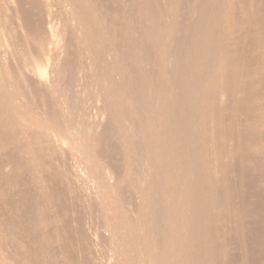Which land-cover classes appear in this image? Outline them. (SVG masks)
I'll return each instance as SVG.
<instances>
[{
	"label": "rangeland",
	"instance_id": "rangeland-1",
	"mask_svg": "<svg viewBox=\"0 0 264 264\" xmlns=\"http://www.w3.org/2000/svg\"><path fill=\"white\" fill-rule=\"evenodd\" d=\"M7 1L0 264H264V0Z\"/></svg>",
	"mask_w": 264,
	"mask_h": 264
},
{
	"label": "bare ground",
	"instance_id": "bare-ground-1",
	"mask_svg": "<svg viewBox=\"0 0 264 264\" xmlns=\"http://www.w3.org/2000/svg\"><path fill=\"white\" fill-rule=\"evenodd\" d=\"M3 1H4V0H3ZM6 1H7V0H6ZM8 1H9V0H8ZM8 1H7V2H8ZM13 1H15V0H13ZM19 1H20V0H19ZM35 1H37V0H35ZM41 1H47V0H41ZM41 1H40V2H41ZM49 1H50V0H49ZM49 1H48V2H49ZM79 1H80V0H79ZM85 1H86V0H85ZM85 1H84V2H85ZM239 1H240V0H239ZM251 1H252V0H251ZM257 1H259V0H257ZM7 2H6V3H7ZM9 2L12 3V1H9ZM16 2H17V0H16ZM38 2H39V0H38ZM40 2H39V3H40ZM82 2H83V1H82ZM241 2H242V1H241ZM248 2H249V1H248ZM254 2H255V1H254ZM254 2H252V3H254ZM261 2H262V1H261ZM44 3H46V4H45L46 6H44V7H47V4H48V3H47V2H44ZM49 3H50V2H49ZM56 3H57V2H56ZM63 3H64V2H63ZM255 3H256V2H255ZM1 4H2V3H1ZM9 4H10V3H9ZM50 4H51V3H50ZM177 4H178V3H177ZM234 4H235V3H234ZM248 4H249V3H248ZM248 4H245V6H246V5L248 6ZM250 4H251V3H250ZM256 4H258V3H256ZM7 5H8V3H7ZM19 5H20V4H19ZM58 5H59V4H58ZM70 5H71V4H70ZM169 5H170V4H169ZM169 5H168V6H169ZM235 5H236V4H235ZM252 5H254V4H252ZM1 6H2V5H1ZM10 6H11V4H10ZM49 6H50V5H49ZM49 6H48V7H49ZM62 6H63V5H62ZM62 6H61V7H62ZM66 6H67V5H66ZM66 6H65V7H66ZM11 7H12V6H11ZM11 7H10V8H11ZM48 7H47V9H48ZM68 7H70V6H68ZM72 7H73V6H72ZM256 7H257V6H256ZM258 7H259V6H258ZM0 8H1V7H0ZM2 8H4V7H2ZM2 8H1V9H2ZM51 8H52V7H51ZM63 8H64V7H63ZM90 8H92V6H91ZM172 8H173V7H172ZM207 8H208V7H207ZM213 8H214V7H213ZM7 9H8V7H7ZM12 9H13V8H12ZM49 9H50V8H49ZM49 9H48V10H49ZM84 9H85V8H84ZM166 9H167V8H166ZM176 9H177V8H176ZM248 9H249V8H248ZM252 9H253V8H252ZM5 10H6V9H5ZM5 10H4V11H5ZM54 10H55V9H54ZM71 10H72V9H70V11H71ZM214 10H215V9H214ZM256 10H257V9H256ZM7 11H8V10H7ZM46 11H47V10H46ZM46 11H45V12H46ZM49 11H51V10H49ZM56 11H57V10H55L54 12H56ZM248 11H249V10H248ZM252 11H253V10H252ZM254 11H255V10H254ZM0 12H1V11H0ZM52 12H53V11H52ZM52 12H50V14H51ZM72 12H73V11H72ZM167 12H169V10H168ZM177 12H178V11H177ZM207 12L209 13V11H207ZM207 12H206V13H207ZM255 12H256V11H255ZM47 13L49 14L48 11H47ZM94 13H95V12H94ZM94 13H93V14H94ZM171 13H172V12H171ZM171 13H169V14H171ZM216 13H217V11H216ZM237 13H238V12H236V14H237ZM253 13H254V12H253ZM260 13H261V12H260ZM5 14H6V13H5ZM8 14H11V13L8 12ZM43 14H44V13H43ZM50 14H49V15H50ZM52 14H53L54 16H56L54 13H52ZM212 14H214V13H212ZM12 15H13V14H12ZM49 15H47L46 19H47L48 17H51V16H52V15H51V16H49ZM1 16H2V15H1ZM9 16H10V15H9ZM71 16H72V15H71ZM170 16H171V15H170ZM235 16H236V15H235ZM253 16H254V15H253ZM261 16H262V15H261ZM2 17H3V16H2ZM2 17H1V18H2ZM52 17H53V16H52ZM171 17H172V16H171ZM255 17H257V16H255ZM263 17H264V15H263ZM3 18H4V17H3ZM6 18H8V17H6ZM6 18H5V19H6ZM43 18H44V17H43ZM169 18H170V17H169ZM252 18H253V17H252ZM260 18H261V17H260ZM9 19H11V18H9ZM12 19H13V18H12ZM44 19H45V18H44ZM239 19H240V16H239ZM254 19H255V18H254ZM51 20H52V19H51ZM51 20L49 19V20H47V21L49 22V21H51ZM54 20H55V19H54ZM98 20H99V19H98ZM98 20H97V21H98ZM208 20H209V19H208ZM235 20H236V18H235ZM256 20H257V19H256ZM263 20H264V19H263ZM40 21H41V20H40ZM47 21H46V23H47ZM100 21H101V20H100ZM179 21H180V20H179ZM214 21H215V19H214ZM261 21H262V20H261ZM0 22H1V21H0ZM211 22H212V19H211ZM241 22H242V21H241ZM2 23H3V22H2ZM39 23H40V22H39ZM49 23H52V21L49 22ZM49 23H47V24H49ZM58 23H59V21H58ZM58 23H57V24H58ZM100 23H101V22H100ZM100 23H99V24H100ZM208 23H209V21H208ZM42 24H43V23H42ZM52 24L54 25V22H53ZM52 24H50V25L53 27ZM101 24H102V23H101ZM260 24H261V23H260ZM262 24H263V22H262ZM176 25H177V24H176ZM178 25H179V24H178ZM178 25H177V26H178ZM202 25H203V24H202ZM204 25H205V24H204ZM238 25H239V24H238ZM258 25H259V24H258ZM6 26H10V25L8 24V25H6ZM39 26H40V25H39ZM45 26H46V24H45ZM45 26H44V27H45ZM55 26H56V28L59 27V26L57 27V25H55ZM55 26H54V27H55ZM208 26H209V25H208ZM260 26L262 27L263 25H260ZM2 27H4V26H2ZM14 27H15V26H14ZM48 27H50V26L48 25V26H46L45 28L47 29ZM179 27H180V26H179ZM210 27H211V26H210ZM236 27H237V26H236ZM45 28H44V29H45ZM203 28H204V27H203ZM205 28H206V27H205ZM216 28H217V27H216ZM0 29H1V28H0ZM7 29H8V28H7ZM39 29H40V28H39ZM39 29L37 30V32H40ZM85 29H86V28H85ZM246 29H248V28H246ZM251 29H252V28H251ZM50 30H54L55 32L57 31V29L55 30V28H54V29H49L48 31H50ZM60 30H61V29H60ZM223 30H224V29H223ZM236 30H237V29H235V30H233V31H236ZM244 30H245V29H244ZM6 31H7V30H5V32H6ZM45 31H46V30H45ZM45 31H43V33L40 32L41 35L44 34ZM54 31H51V32H50V33L53 32V33L51 34L52 37H53ZM58 31H59V30H58ZM203 31H204V30H203ZM240 31H241V30H240ZM245 31H246V30H245ZM2 32H3V31H2ZM8 32H9V31H8ZM63 32H64V31H63ZM94 32H95V31H94ZM215 32H216V30H215ZM250 32H251V30H250ZM250 32H249V35H250ZM3 33H4V32H3ZM3 33H2V34H3ZM11 33H12V32H11ZM40 33H37V36H38V34H40ZM46 33H47V32H46ZM46 33H45V34H46ZM58 33H59V32H58ZM203 33H204V32H203ZM203 33H202V35H203ZM211 33H212V32H211ZM251 33H252V32H251ZM4 34H5V33H4ZM45 34L42 35V36H45ZM55 34H57V33H55ZM62 34H63V33H62ZM213 34H214V33H213ZM243 34H244V33H243ZM246 34H247V33H245V35H246ZM8 35H10V34H8ZM35 35H36V34H35ZM47 35H49V34L47 33ZM51 35H50V37H51ZM58 35H59V34H58ZM215 35H216V33H215ZM241 35H242V33H241ZM249 35H248V36H249ZM251 35H252V34H251ZM254 35H255V34H254ZM6 36H7V34H6ZM42 36H41V38H42ZM89 36H91V35H89ZM94 36H95V35H94ZM209 36H210V35H209ZM213 36H214V35H213ZM35 37H36V36H35ZM50 37H49V38H50ZM52 37H51V39H54V37H53V38H52ZM63 37H64V36H63ZM83 37H84V36H83ZM237 37H238V36H237ZM239 37H240V36H239ZM33 38H34V37H33ZM46 38H47V40H46ZM46 38L44 39L45 41H43V42H45V44L48 45L47 41H48L49 38H48L47 36H46ZM58 38H59V37H58ZM212 38H213V37H212ZM214 38H215V36H214ZM224 38H225V37H224ZM234 38H235V37H234ZM244 38H245V37H244ZM39 39H40V37H39ZM42 39H43V38H42ZM42 39H41V40H42ZM59 39H61V38H59ZM62 39H64V38H62ZM164 39H165V38H164ZM199 39H200V38H199ZM209 39H210V38H209ZM238 39H239V38H238ZM36 40H37V39H35V41H36ZM41 40H38V42H39V43H40V42L42 43ZM95 40H96V39H95ZM95 40H94V41H95ZM222 40H223V39H222ZM231 40H232V38H231ZM250 40H251V39H249V41H250ZM49 41H50V40H49ZM54 41H55V43L57 42L55 39H54ZM54 41H52V42H54ZM63 41L65 42V40H63ZM161 41L163 42V40H161ZM200 41H201V40H200ZM203 41H204V40H203ZM229 41H230V40H229ZM233 41H235V40L233 39ZM238 41H239V40H238ZM38 42H37V43H38ZM52 42H49V47H48L47 45H46V46H47L48 48H50V47H51V46H50V45H51L50 43H52ZM168 42H169V41H168ZM213 42H214V41H213ZM213 42H212V43H213ZM231 42H232V41H231ZM236 42H237V41H236ZM57 43H58V42H57ZM57 43H56V46H57ZM195 43H196V40H195ZM200 43H201V42H200ZM3 44H4V43H3ZM53 44H54V43H53ZM53 44H52V45H53ZM60 44H61V43H59V45H60ZM167 44H168V43H167ZM213 44H214V43H213ZM213 44H211V45H213ZM223 44H224V42H223ZM234 44H235V43H234ZM1 45H2V44H1ZM4 45H6V44H4ZM62 45H63V44H62ZM62 45H61V46H62ZM177 45H179V43H177ZM230 45H231V44H230ZM36 46H38V45H36ZM39 46H40V45H39ZM39 46H38L37 48H39ZM44 46H45V45H44ZM53 46H54V45H53ZM88 46H89V45H88ZM236 46H237V45H236ZM236 46H235L234 48H236ZM40 47H43V45L41 44ZM63 47H64V45H63ZM94 47H95V46H94ZM173 47H174V45H173ZM175 47H176V46H175ZM209 47H210V46H209ZM6 48H7V47H6ZM44 48H45V47H44ZM54 48H55V47H54ZM54 48L52 47L51 49L54 50ZM56 48H57V50L55 49L56 51H55V52L53 51V52L56 53L55 56L58 55V57H59V54H60V56H61V53H62V52L58 54V52H59L58 49H60V48H62V47L59 48V46H58V47H56ZM167 48H168V47H167ZM176 48H179V47H176ZM210 48H211V47H210ZM222 48H223V47H221V49H222ZM8 49H9V48H8ZM14 49H15V48H14ZM45 49H46V48H45ZM62 49H63V48H62ZM89 49H90V48H89ZM193 49H194V48H193ZM193 49H192V50H193ZM211 49H212V48H211ZM15 50H17V49H15ZM19 50H20V49H19ZM35 50H37V49H35ZM214 50H215V49H214ZM231 50H232V49H231ZM8 51H9V50H8ZM38 51H40V49H39ZM44 51L46 52V50H44ZM47 51H48V50H47ZM50 51H51V50L49 49V51L46 52V53H48V54H47L48 56L52 57L51 55H49V54L52 52V51H51V52H50ZM173 51H174V50H173ZM179 51H180V50H179ZM221 51H222V50H221ZM227 51H229V50H227ZM233 51H234V50H233ZM0 52H1V51H0ZM18 52H19V51H18ZM41 52L44 53V55H45V52H43V50H42ZM49 52H50V53H49ZM53 52H52V55H53ZM215 52H217V50H216ZM222 52H223V51H222ZM9 53H11V52H9ZM15 53H16V52H15ZM15 53H14V54H15ZM19 53H20V52H19ZM164 53H165V52H164ZM171 53H172V52H171ZM184 53H185V52H184ZM200 53H201V51H200ZM210 53H211V52H210ZM7 54H8V53H7ZM12 54H13V53H12ZM33 54L36 56V54H35L34 52H33ZM37 54H38V53H37ZM172 54H173V53H172ZM186 54H187V52H186ZM195 54H196V53H195ZM195 54H194V55H195ZM234 54H235V53H234ZM236 54H237V53H236ZM2 55H3V54H2ZM34 55H33V56H34ZM179 55H180V54H179ZM200 55H201V54H200ZM5 56H6V55H5ZM27 56H28V55H27ZM27 56H26V57H27ZM33 56H32V59H30V60H33V59H35V58L37 57V56H36V57L34 56V57H35V58H34ZM181 56L183 57V55H181ZM185 56H186V55H185ZM185 56H184V58H185ZM197 56H198V55H197ZM230 56H232V55H230ZM237 56H238V55H237ZM237 56H235V57H237ZM3 57H4V56H3ZM7 57H8V56H7ZM12 57H13V55H12ZM14 57H15V56H14ZM41 57H42V56H41V54H40V57L38 56L37 58H40V60L43 61L44 59H43V58L41 59ZM45 57H47V56L45 55L44 58H45ZM178 57H179V56H178ZM198 57H199V56H198ZM10 58H11V57H10ZM28 58H29V57H28ZM37 58H36V61H40L39 59L37 60ZM54 58H55V57H53V59H51V60L53 61ZM56 58H57V57H56ZM170 58L172 59L173 57H170ZM190 58H191V57H190ZM190 58H188V60H189ZM227 58H228V57H227ZM229 58H230V57H229ZM5 59H6V57H5ZM45 59H47V58H45ZM49 59H50V58H49ZM49 59H47L48 63L45 62V63H46L45 65H47V66H46V68H44V69H43L42 67H40V65H38V64H37V65H33V64H34L33 62H32L33 64L30 62L32 66H31L30 64H27V65H30L29 68L35 66L34 70L31 69V70H32V73H33V75H34V77H35V78H33V79H36L37 82H38V81H39V82H40V81H41V82L44 81V83H42V84L46 85L45 87H47V85H48L45 81L52 82V81L48 80L49 77H50V76H49V72H50L49 70H50V69H48V67H49V62L51 63V60L49 61ZM177 59H178V58H177ZM181 59H182V58H181ZM181 59H180V60H181ZM191 59H192V58H191ZM30 60H29V61H30ZM208 60H209V59H208ZM210 60H212V59H210ZM226 60H227V59H226ZM238 60H239V59H238ZM5 61H6V60H5ZM20 61H21V59H20ZM26 61H27V60H26ZM29 61H27V62H29ZM33 61L35 62V60H33ZM44 61H45V60H44ZM56 61H57V60H56ZM56 61H55V62H56ZM169 61L171 62V60H169ZM169 61H168V62H169ZM198 61H199V60H198ZM204 61H205V60H204ZM228 61H229V59H228ZM228 61H227V63H228ZM235 61H236V60H235ZM235 61H233V62H235ZM27 62H26V63H27ZM89 62H90V61H89ZM170 62H169V63H170ZM183 62H184V61H183ZM230 62H231V61H230ZM53 63H54V62H53ZM169 63H168V64H169ZM171 63H172V62H171ZM196 63H197V62H196ZM224 63H225V62H224ZM227 63H226V64H227ZM237 63H238V61H237ZM243 63H244V62H243ZM243 63H242V64H243ZM39 64H40V63H39ZM58 64H59V63H58ZM207 64H208V63H207ZM226 64H225V65H226ZM233 64H234V63H233ZM238 64H240V63H238ZM25 65H26V64H25ZM27 65H26V67H27ZM55 65H56V63H55ZM55 65H54V66H55ZM181 65H182V64H181ZM187 65H188V64H187ZM225 65H224V66H225ZM51 66H52V65H51ZM58 66H59V65H58ZM196 66H197V65H196ZM207 66H209V65H207ZM24 67H25V66H24ZM26 67H25V68H26ZM89 67H90V66H89ZM180 67H182V66H180ZM229 67H230V66H229ZM231 67H232V66H231ZM243 67H244V66H243ZM19 68H21V67H19ZM27 68H28V67H27ZM52 68H53V66H52ZM178 68H179V67H178ZM190 68H191V67H190ZM223 68H224V67H223ZM10 69H11V68H10ZM173 69H174V68H173ZM201 69H202V67H201ZM226 69H227V67H226ZM238 69H240V68L238 67ZM11 70H12V69H11ZM15 70H16V69H15ZM15 70H14V71H15ZM25 70H26V69H25ZM25 70H23V71H25ZM54 70H55V69H54ZM57 70H58V69H57ZM203 70H204V69H202V71H203ZM233 70H234V69H233ZM14 71H13V72H14ZM18 71H19V70H18ZM20 71H21V70H20ZM20 71H19V72H20ZM27 71H28V69H27ZM27 71H25V72H27ZM48 71H49V72H48ZM174 71H175V69H174ZM176 71H177V70H176ZM184 71H185V70H184ZM188 71H191V70H188ZM209 71H210V70H209ZM222 71H223V70H222ZM226 71H227V70H226ZM241 71H242V70H241ZM9 72H10V71H9ZM21 72H22V71H21ZM28 72H29V71H28ZM56 72H58V71H56ZM108 72H109V71H108ZM228 72H229V71H228ZM182 73H183V72H182ZM184 73H185V72H184ZM207 73H208V72H207ZM226 73H227V72H226ZM229 73H230V72H229ZM232 73H233V72H232ZM27 74H28V73H27ZM30 74H31V72H30ZM178 74H179V73H178ZM227 74H228V73H227ZM230 74H231V73H230ZM237 74H238V72H237ZM254 74H255V73H254ZM18 75H20V74H18ZM21 75H23V74L21 73ZM33 75H32V76H33ZM54 75H55V74H54ZM54 75H53V76H54ZM198 75H200V73H199ZM224 75H225V74H224ZM0 76H1V74H0ZM23 76H24V75H23ZM23 76H22V77H23ZM172 76H174V75H172ZM186 76H187V74H186ZM206 76H207V75H206ZM227 76H228V75H227ZM231 76H232V75H231ZM231 76H230V77H231ZM236 76H237V75H236ZM240 76H241V75H240ZM13 77H14V76H13ZM24 77H25V76H24ZM24 77H23V78H24ZM51 77H52V74H51ZM54 77H55V76H54ZM54 77H53V78H54ZM220 77H221V76H220ZM225 77H226V76H225ZM230 77H229V78H230ZM254 77H255V76H254ZM15 78H16V77H15ZM31 78H32V77H31ZM31 78H30V79H31ZM53 78H52V79H53ZM99 78H100V77H99ZM198 78H199V77H198ZM201 78H202V77H201ZM236 78H237V77H236ZM26 79H27V78H26ZM33 79H32V80H33ZM50 79H51V78H50ZM187 79H188V78H187ZM227 79H228V78H227ZM237 79H239V78H237ZM237 79H235V80H237ZM28 80H29V79H28ZM111 80H112V79H111ZM216 80H217V78H216ZM254 80H255V78H254ZM175 81H176V80H175ZM198 81H199V80H198ZM201 81H202V80H201ZM217 81H218V80H217ZM233 81H234V80H232V82H233ZM5 82H6V81H5ZM34 82H35V81H34ZM34 82H33V83H34ZM180 82H181V81H180ZM215 82H216V81H215ZM221 82H222V81H221ZM225 82H226V80H225ZM228 82H229V81H228ZM237 82H239V81H237ZM237 82H236V83H237ZM254 82H255V81H254ZM18 83H19V82H18ZM35 83H36V82H35ZM217 83H218V82H217ZM226 83H227V82H226ZM234 83H235V82H234ZM40 84H41V83H40ZM42 84H41V85H42ZM50 84H51V83H50ZM229 84H230V83H229ZM238 84H239V83H238ZM170 85H172V84H170ZM191 85H192V84H191ZM219 85H220V84H219ZM236 85H237V84H236ZM241 85H242V84H241ZM50 86H51V85H50ZM179 86H180V85H179ZM217 86H218V85H217ZM221 86H222V85H221ZM223 86H224V85H223ZM230 86H231V84H230ZM8 87H9V86H8ZM51 87H52V86H51ZM173 87H174V86H173ZM175 87H176V86H175ZM224 87H227V86L225 85ZM234 87L236 88V86H234ZM192 88H194V87H192ZM216 88H219V87H216ZM220 88H221V87H220ZM220 88H219V90H220ZM13 89H14V88H13ZM54 89H55V88H54ZM112 89H113V88H112ZM174 89H175V88H174ZM177 89H179V88H177ZM186 89H188V88H186ZM213 89H214V88H213ZM231 89H232V88H231ZM237 89H239V86H238ZM46 90H47V89H46ZM56 90H57V89H56ZM56 90H55V91H56ZM183 90H184V89H183ZM195 90H196V89H195ZM195 90H194V91H195ZM240 90H241V88H240ZM57 91H59V90H57ZM175 91H176V90H175ZM189 91H190V90H189ZM207 91H208V90H207ZM215 91H217V90H215ZM220 92H221V90H220ZM53 93H54V92H53ZM57 93H58V92H57ZM190 93H191V92H190ZM210 93H211V92H210ZM11 94H12V93H11ZM226 94H227V93H226ZM231 94H232V93H231ZM231 94H230V95H231ZM236 94H237V93H236ZM261 94H262V93H261ZM261 94H260V95H261ZM13 95H14V94H13ZM178 95H180V94H178ZM193 95H194V94H193ZM217 95H218V94H217ZM217 95H215V96H217ZM240 95H241V94H240ZM11 96H12V95H11ZM237 96H239V95H237ZM254 96H255V94H254ZM58 97H60V96H58ZM58 97H57V98H58ZM173 97H174V95H173ZM177 97H178V96H177ZM194 97H195V96H194ZM211 97H212V96H211ZM241 97H242V95H241ZM244 97H245V96H244ZM249 97H250V96H249ZM256 97H257V96H256ZM48 98H49V97H48ZM198 98H199V97H198ZM218 98H219V97H218ZM224 98H226V97H224ZM259 98H261V97L259 96ZM53 99H54V98H53ZM58 99H59V98H58ZM219 99H220V98H219ZM15 100H16V99H15ZM63 100H64V99H62V101H63ZM213 100H214V99H213ZM236 100H238V99H236ZM258 100H259V99H258ZM1 101H2V100H1ZM16 101L18 102V100H16ZM229 101H230V100H229ZM229 101L226 100V102H229ZM13 102H14V101H13ZM26 102H28V101H26ZM26 102H25V103H26ZM49 102H50V101H49ZM175 102H176V101H175ZM236 102H237V101H235V103H236ZM238 102H239V101H238ZM241 102H242V100H241ZM256 102H257V101H256ZM30 103H31V101H30ZM218 103H220V102L218 101ZM233 103H234V102H233ZM253 103H254V102H253ZM257 103H258V102H257ZM260 103H261V102H260ZM11 104H12V103H11ZM17 104H18V103H17ZM17 104H16V105H17ZM28 104H29V103H28ZM53 104H54V102H53ZM56 104H57V103H56ZM208 104H209V103H208ZM220 104H222V102H221ZM225 104H226V103H225ZM227 104H228V103H227ZM231 104H232V103H231ZM231 104H230V105H231ZM241 104H242V103H241ZM246 104H251V103H248V102H247ZM18 105H19V104H18ZM20 105H21V104H20ZM222 105H223V104H222ZM234 105H235V104H234ZM251 105H252V104H251ZM257 105H258V104H257ZM11 106H12V105H11ZM28 106H29V105H28ZM115 106H116V105H115ZM239 106H240V105H239ZM247 106H249V105H247ZM13 107H14V106H13ZM13 107H12V109H13ZM18 107H19V106H18ZM18 107H17V110H18ZM31 107H33V106L31 105ZM211 107H212V106H211ZM237 107H238V105H237ZM245 107H246V106H245ZM249 107H250V106H249ZM258 107H259V106H258ZM14 108H15V107H14ZM19 108H20V107H19ZM116 108H117V107H116ZM182 108H183V106H182ZM227 108H228V107H227ZM262 108H263V107H262ZM64 109H65V108H64ZM176 109H177V108H176ZM228 109H229V108H228ZM233 109H234V108H233ZM242 109H243V108H242ZM247 109H248V108H247ZM249 109H251V107H250ZM249 109H248V110H249ZM13 110H14V109H13ZM22 110H23V109H22ZM32 110H33V108H32ZM65 110H66V109H65ZM65 110H64V111H65ZM197 110H198V109H197ZM211 110H213V109H211ZM214 110H215V109H214ZM216 110H217V109H216ZM219 110L221 111L222 109H219ZM243 110H244V109H243ZM248 110H247V111H248ZM15 111H16V110H15ZM19 111H20V110H19ZM23 111L26 112L25 110H23ZM195 111H196V110H195ZM220 111H218V112H220ZM223 111H224V110H223ZM236 111H237V110H236ZM20 112H21V111H20ZM65 112H66V111H65ZM224 112H225V111H224ZM249 112H250V111H249ZM228 113H229V112H228ZM228 113H227V114H228ZM233 113H236V112H233ZM211 114H212V113H211ZM211 114H210V115H211ZM213 114H216V113H213ZM221 114H222V113H221ZM229 114H230V113H229ZM229 114H228V115H229ZM231 114H232V113H231ZM22 115H23V114H22ZM27 115H28V114H27ZM64 115H65V113H64ZM205 115H206V114H205ZM251 115H252V114H251ZM11 116H12V115H11ZM13 116H14V115H13ZM206 116H207V115H206ZM252 116H253V115H252ZM220 117H221V116H220ZM248 117H250V116H248ZM254 117H255V116H254ZM263 117H264V116H263ZM25 118H27V117H25ZM194 118H195V117H194ZM228 118H229V117H228ZM233 118H234V117H233ZM251 118H252V117H251ZM6 119H7V118H6ZM9 119H11V117H10ZM216 119H217V117H216ZM254 119H255V118H254ZM7 120H8V119H7ZM26 120H28V119H26ZM234 120H235V119H234ZM238 120H239V119H238ZM251 120H252V119H251ZM263 120H264V119H263ZM101 121H102V120H101ZM212 121H213V120H212ZM229 121H230V120H229ZM23 122H25V121H23ZM232 122H233V121H232ZM234 122H235V121H234ZM246 122H247V121H246ZM28 123H29V122H28ZM95 123H96V122H95ZM209 123H210V121H209ZM219 123H220V122H219ZM219 123H218V124H219ZM226 123H227V122H226ZM230 124H231V122H230ZM232 124H233V123H232ZM14 125H15V124H14ZM219 125H220V124H219ZM12 126H13V125H12ZM12 126H11V128H12ZM98 126H99V125H98ZM232 126H233V125H232ZM13 127H14V126H13ZM218 127H219V126H217V128H218ZM226 127H227V126H226ZM228 127H229V126H228ZM246 127H247V126H246ZM16 128H17V127H16ZM208 128H212V127L210 126V127H208ZM213 128H214V127H213ZM219 128H220V127H219ZM232 128H233V127H232ZM250 128H251V127H250ZM194 129H195V128H194ZM225 129H226V128H225ZM225 129H224V132H225ZM9 130H10V129H9ZM17 130H18V129H17ZM207 130H208V129H207ZM209 130H210V129H209ZM226 130H228V129H226ZM230 130H231V129H230ZM247 130H248V129H246V131H247ZM252 130H255V129H252ZM260 130H261V129H260ZM212 131H213V130H212ZM220 131H221V130H220ZM256 131L258 132V130H256ZM95 132H96V131H95ZM210 132H211V130H210ZM222 132H223V131H222ZM224 132H223V133H224ZM227 132H229V131H227ZM17 133H18V132H17ZM190 133H191V132H190ZM206 133H208V132H206ZM212 134H213V133H212ZM227 134H229V133H227ZM227 134H225V135H227ZM262 134H264V133H262ZM262 134H261V136H262ZM206 135H207V134H206ZM208 135H210V134L208 133ZM212 136H214V135H212ZM219 136H220V135H219ZM219 136H218V137H219ZM222 136H223V135H222ZM253 136H254V135H253ZM13 137H14V136H13ZM86 137H87V136H86ZM206 137H208V136H206ZM216 137H217V136H216ZM225 137H226V136H225ZM249 137H251V136H249ZM256 137L258 138V136H256ZM160 138H161V137H160ZM219 138H220V137H219ZM219 138H218V139H219ZM226 138H227V137H226ZM251 138H252V137H251ZM254 138H255V137H254ZM82 139H83V138H82ZM87 139H88V138H87ZM209 139H210V137H209ZM209 139H208V140H209ZM211 139H213V138H211ZM79 140H80V139H79ZM223 140H224V139H223ZM221 141H222V140H220V142H221ZM191 142H192V141H191ZM222 142H223V141H222ZM251 142H252V141H251ZM205 143H206V141H205ZM207 143H208V142H207ZM212 143H213V141H212ZM217 143H219V142H217ZM78 144H79V142H78ZM86 144H87V143H86ZM209 144H210V143H209ZM250 144H251V143H250ZM189 145H190V144H189ZM212 145H213V144H212ZM220 145H221V144H220ZM223 145H224V143H223ZM208 146L210 147V145H208ZM215 146H216V145H215ZM217 146H218V145H217ZM79 147H80V146H79ZM93 147H94V145H93ZM189 147H190V146H189ZM189 147H188V148H189ZM213 148H214V147H213ZM224 148H225V145H224L223 149H224ZM263 148H264V147H263ZM205 149H206V148H205ZM221 149H222V148H221ZM221 149H220V150H221ZM223 149H222V152H223ZM94 150H95V149H94ZM214 150H216V149L214 148ZM218 150H219V149H218ZM188 151H189V150H187V153H188ZM210 151H211V150H210ZM258 151H259V150H258ZM212 152H213V150H212ZM219 152H221V151H219ZM256 152H257V151H256ZM261 152H262V151H261ZM210 153H211V152H210ZM213 153H214V152H213ZM195 155H196V154H195ZM217 155H218V154H217ZM212 156H213V154H212ZM214 156H215V155H214ZM221 156H222V155H221ZM225 156H226V155H225ZM190 157H191V156H190ZM218 157H220V156H218ZM186 158H187V157H186ZM212 158H213V157H212ZM220 158H222V157H220ZM225 158H226V157H225ZM191 159H192V158H191ZM195 159H196V158H195ZM210 159H211V158H210ZM213 159L215 160V158H213ZM226 159H228V158H226ZM226 159H225V160H226ZM192 160H193V159H192ZM220 160H221V159H220ZM222 160H223V159H222ZM225 160H224V161H225ZM196 161H197V160H196ZM211 161H212V160H211ZM194 162H195V161H194ZM219 162H220V161H219ZM225 162L228 163V161H225ZM229 162L231 163V161H229ZM188 164H189V163H188ZM224 164H225V163H224ZM74 165H75V164H74ZM77 165H78V164H77ZM210 165H211L212 168H213V164H210ZM229 165H230V164H229ZM194 166H195V165H194ZM214 166H216V165H214ZM217 166L219 167V165H217ZM222 166H223V165H222ZM222 166L220 165L221 168H222ZM224 166H225V165H224ZM218 167H217V168H218ZM206 168H207V165H206ZM223 168H224V167H223ZM223 168H222V170H223ZM167 169H169V168H167ZM218 169H220V168H218ZM226 169H227V167H226ZM196 170H197V169H196ZM212 170H213V169H212ZM227 170H228V169H227ZM75 171H76V170H75ZM230 171H231V170H230ZM230 171H229V172H230ZM72 172H73V171H72ZM188 173H189V172H188ZM219 173H220V171H219ZM221 173H222V172H221ZM0 174H1V173H0ZM193 174H194V173H193ZM224 174H225V173H224ZM79 175H80V174H79ZM109 175H110V177H111V172L109 173ZM113 175H114V173H113ZM217 175H218V173H217ZM217 175H216V176H217ZM115 176H116V174H115ZM186 176H187V175H186ZM221 176H222V175H220V177H221ZM224 176H225V175H224ZM74 177H75V176H74ZM108 177H109V176H108ZM112 177H114V176H112ZM189 177H190V175H189ZM226 177L229 179L228 176H226ZM200 178H201V177H200ZM214 178H215V177H214ZM214 178H213V180H216V179H214ZM217 178H218V177H217ZM4 179H5V178H4ZM184 179H185V178H184ZM191 179H192V178H191ZM223 179H224V178H223ZM225 179H226V178H225ZM8 180H9V179H8ZM78 180H79V179H78ZM78 180H77V181H78ZM109 180H110V179H109ZM114 180H115V179H114ZM187 180H188V179H187ZM193 180H194V178H193ZM229 180H231V179H229ZM5 181H6V179H5ZM11 181H13V180H11ZM113 182H114V181H113ZM216 182H217V181H216ZM7 183H8V182H7ZM10 183H11V182H10ZM176 183H177V182H176ZM190 183H191V182H190ZM195 183H196V182H195ZM218 183H219V182H218ZM4 184H5V183H4ZM12 184H13V183H12ZM219 184H221V183H219ZM0 185H2V183H1ZM112 185H113V183H112ZM188 185H189V184H188ZM209 185H210V184H209ZM231 185H232V184H231ZM2 186H3V185H2ZM80 186H81V185H80ZM185 186H186V185H185ZM195 186H196V185H195ZM221 186H222V185H221ZM196 187H197V186H196ZM227 187H228V186H227ZM91 188H93V187H91ZM94 188H95V187H94ZM200 188H201V187H200ZM218 188H219V186H218ZM228 188H229V187H228ZM230 188H231V187H230ZM3 189H4V188H3ZM3 189H2V190H3ZM184 189H185V188H184ZM232 189H233V187H232ZM220 190H221V189H220ZM222 190H223V188H222ZM225 190H226V189H225ZM228 190H229V189H228ZM3 191H4V190H3ZM5 191H6V190H5ZM184 191H185V190H184ZM199 191H200V190H199ZM85 192H86V191H85ZM92 192H93V191H91V193H92ZM225 192H227V191H225ZM225 192H224V193H225ZM230 192H231V189L229 190V195H230ZM4 193H5V192H4ZM171 193H172V192H171ZM178 193H179V192H178ZM86 194H87V193H86ZM143 194H144V193H143ZM6 195H7V194H6ZM225 195H226V194H225ZM227 195H228V194H227ZM203 197H204V196H203ZM95 198H96V197H95ZM121 198H122V197H121ZM180 198H181V197H180ZM199 198H201V197H199ZM225 198H226V197H225ZM225 198H224V199H225ZM228 198H229V197H228ZM197 199H198V198H197ZM221 199H222V198H221ZM224 199H223V201H224ZM230 199H231V197H230ZM199 200H201V199H199ZM232 200H233V199H232ZM138 201H139V200H138ZM187 201H188V200H187ZM233 201H234V200H233ZM244 201H245V200H244ZM14 202H15V201H14ZM124 202H125V201H124ZM135 202H136V200H135ZM185 202H186V201H185ZM221 202H222V201H221ZM225 202H227V201H225ZM225 202H224V203H225ZM198 204H199V203H198ZM217 204H218V203H217ZM232 204H233V203H232ZM136 205H137V203H136ZM221 205H222V203H221ZM227 205H228V204H227ZM239 205H240V204H239ZM14 206H15V205H14ZM191 206H192V205H191ZM203 206H204V205H203ZM228 206H230V204H229ZM232 206H233V205H232ZM234 207H235V206H234ZM0 209H1V208H0ZM233 209H234V208H233ZM15 210H16V208H15ZM123 210H124V209H123ZM227 210H228V209H227ZM231 210H232V209H231ZM236 210H238V209H236ZM240 210H244V209H240ZM245 210H246V209H245ZM222 211H223V210H222ZM191 212H192V211H191ZM227 212H228V211H227ZM232 212L235 213V211H232ZM232 212H231V213H232ZM239 212H241V211H239ZM239 212H238V213H239ZM245 212H246V211H245ZM213 213H214V212H213ZM217 213H218V212H217ZM219 213H220V212H219ZM228 213H229V212H228ZM228 213H227V214H228ZM146 214H147V213H146ZM241 214H242V213H241ZM0 215H1V214H0ZM210 215H211V214H210ZM228 215H230V214H228ZM139 216H140V215H139ZM232 216H233V215H232ZM239 216H240V215H239ZM241 216H242V217H245V215H244V216L241 215ZM1 217H2V216H1ZM172 217H173V216H172ZM228 217H229V216H228ZM228 217H227V218H228ZM184 218H185V217H184ZM199 218H200V217H199ZM233 218H234V217H233ZM235 218H236V217H235ZM2 219H3V218H2ZM0 220H1V219H0ZM227 220H229V219H227ZM230 220H232V219L230 218ZM236 220H237V219H236ZM240 220H241V219H240ZM215 221H216V220H215ZM232 221H233V220H232ZM232 221H230V222H232ZM211 222H212V221H211ZM213 222H214V221H213ZM217 222H219V221H217ZM237 222H238V221H237ZM241 222H242V221H241ZM4 223H5V222H4ZM132 223H133V222H132ZM137 223H138V222H137ZM219 223H220V222H219ZM223 223H224V222H223ZM8 224H9V223H8ZM228 224H229V223H228ZM233 224H234V223H233ZM212 225H213V224H212ZM3 226H5V225H3ZM175 226H176V225H175ZM194 226H195V224H194ZM237 226H238V225H237ZM0 227H1V226H0ZM14 228H15V227H14ZM112 228H113V227H112ZM114 229H115V228H114ZM11 230H12V229H11ZM11 230H10V231H11ZM6 231H7V230H6ZM12 231H13V230H12ZM12 231H11V232H12ZM91 231H92V230H91ZM131 231H132V230H131ZM0 232H1V231H0ZM104 233H105V232H104ZM134 233H135V232H134ZM181 233H182V232H181ZM6 234H7V233H6ZM12 234L14 235V233H12ZM183 234H184V233H183ZM3 235H4V234H3ZM90 235H91V234H90ZM105 235H107V234H105ZM96 236H97V235H96ZM174 236H175V235H174ZM1 237H2V236H1ZM14 237H15V236H14ZM179 237H180V236H179ZM185 237H186V236H185ZM7 239H8V238H7ZM97 239H98V238H97ZM176 239H177V238H176ZM11 240H12V239H11ZM174 240H175V239H174ZM5 241H6V240H5ZM7 241H8V240H7ZM7 241H6V242H7ZM9 241H10V240H9ZM9 241H8V243H9ZM170 241H171V240H170ZM12 242H13V240H12ZM12 242H11V243H12ZM196 242H197V241H196ZM0 243H1V242H0ZM3 243H4V242H3ZM21 243H22V242H21ZM142 244H143V243H142ZM190 244H191V243H190ZM4 245H8V244H4ZM19 245H21V244H19ZM22 245H23V244H22ZM145 246H146V245H145ZM12 247H13V246H12ZM23 247H24V246H23ZM113 247H114V246H113ZM178 247H179V245H178ZM0 248L3 249L2 246H1ZM6 248H9V247H8V246H7V247H4L5 252H8L9 249L6 250ZM25 248H26V247H25ZM12 249H13V248H12ZM14 249H15V248H14ZM19 249H20V248H19ZM4 250H3V251H4ZM10 250H11V249H10ZM20 250H21V249H20ZM114 250H115V249H114ZM121 250H122V249H121ZM177 250H178V249H177ZM1 251H2V250H1ZM17 251H18V250H17ZM21 251H23V250H21ZM5 252H4V254H6ZM2 253H3V252H2ZM15 253H16V252H15ZM18 253H20V252H18ZM25 253H26V252H25ZM211 253H212V252H211ZM117 254H118V253H117ZM177 254H178V253H177ZM0 255H2V254L0 253ZM6 255H7V254H6ZM6 255H5V258L7 259ZM114 255H115V254H114ZM10 256H11V255H10ZM15 256H16V254H15ZM22 256H23V255H22ZM127 256H128V255H127ZM0 257H1V256H0ZM20 257H21V256H20ZM23 257H24V256H23ZM26 257H27V256H26ZM28 258H29V257H28ZM2 259H3V258H2ZM20 259H21V258H20ZM147 259H149V258H147ZM3 260H4V259H3ZM9 260H13V258H12V259L8 258V261H9ZM14 260H15V259H14ZM16 260H17V259H16ZM16 260H15V261H16ZM150 260H151V259H150ZM6 261H7V260H6ZM6 261L4 260L5 263H6ZM8 261H7V262H8ZM22 261H24V260H22ZM110 261H111V260H110ZM110 261H109V262H110ZM141 261H142V260H141ZM211 261H212V260H211ZM1 262H2V261H1ZM18 262H19V261H18ZM25 262L28 263L29 260H28V261H25ZM25 262H24V263H25ZM31 262H32V261H31ZM119 262H120V261H118V262H116V263H119ZM147 263H148V262H147ZM211 263H212V262H211ZM6 264H7V263H6ZM10 264H13V262L10 263ZM17 264H19V263H17ZM25 264H26V263H25ZM31 264H32V263H31Z\"/></svg>",
	"mask_w": 264,
	"mask_h": 264
}]
</instances>
